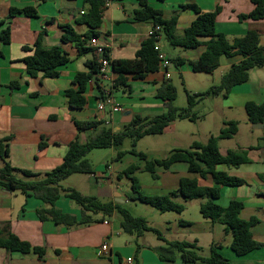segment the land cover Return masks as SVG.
<instances>
[{
  "label": "crops",
  "instance_id": "0c3cea01",
  "mask_svg": "<svg viewBox=\"0 0 264 264\" xmlns=\"http://www.w3.org/2000/svg\"><path fill=\"white\" fill-rule=\"evenodd\" d=\"M147 4L160 10L164 19L177 18L175 25L177 37L182 36L183 31L195 18L194 12L183 10L180 6L195 4L202 12L218 9L215 20L216 32L224 34L229 41L243 36L249 29H254L258 33L259 44L264 45V20L238 19L239 15L248 14L253 9L250 0H147ZM25 8H33L36 16L10 13L11 9ZM138 8L137 0H110L109 6L103 8L101 23L96 29L98 32L96 38L107 49L111 60L133 59L142 41L148 37L147 34L152 29L150 22L133 19V12ZM83 9L82 0H0V32L7 27L9 29V42L3 43L0 40V140L6 139L4 144L7 145V157L3 160L0 156V167L7 162L13 168L28 170L41 177L62 164L71 142L82 144L100 128H110L115 132L121 130L124 123L131 122L135 117L150 119L154 112L162 114L165 108L162 100L156 95V89L161 83L170 80L169 69L178 66L184 73L192 72L189 63L197 60L205 50L204 43L207 39L202 38V44L195 49L173 47L169 44L174 53L170 55L167 51H161L160 35L158 47L169 58L171 64L168 79L164 78L163 71L159 69L145 74L142 78L127 75L129 88L113 89L111 92L121 110L112 112L109 106H106L104 111L100 112L97 110L100 99L97 86L103 83L94 75L86 84L83 93L85 105L81 109H71L65 92L77 88L73 81L74 76L80 72L87 73L86 63L95 58L92 51L78 53L74 43L60 44L61 25H70L83 38V34L89 29L79 22L81 17L79 11ZM39 36L43 48L60 45L61 50L68 56L69 61L57 68L56 77H44L41 73L29 76L26 72L23 59L31 52L24 51V48H32ZM240 60V56H222L219 59V66L206 74L215 76L214 81H219L230 66ZM260 70H264V66L251 69L248 80L233 87L227 96L213 97L210 114L217 133L223 127L224 121L238 123V130L232 138L218 141L221 154L255 147L248 151L250 162L247 164L250 167L247 169H244L247 164L237 168L217 167L218 170L242 179L245 184L236 187L220 186L219 197L214 202L225 207L231 200L240 201L243 208L239 217L246 221L252 217L257 218L258 222L251 228V236L257 243L264 244V180L261 179V176H264V137L256 144L252 140L255 138V129H264V124L262 127L254 128L247 121L246 114L238 117L226 116V112L244 110L246 102L256 104L264 102V71ZM74 120L101 124L95 129L79 132ZM178 121L182 120L171 122L164 131L169 129L172 134H176ZM241 127L245 128L251 139L243 144L239 141L232 143L239 135ZM194 136L193 133L190 134L187 148L180 146L179 138H175L171 146L162 148L158 158H147L163 159L173 150L188 149L193 142H197ZM109 149L112 159L115 151L113 148ZM126 155L125 153L118 161L99 162L95 164V168L92 165V174L68 176L64 179L67 187L84 196L95 197L102 202H113L126 208V205L137 200L134 199L133 192L129 195L128 192L122 191V176L117 175L130 165L138 167L133 174L136 179L139 174L146 172L142 161L132 154L136 160L126 159ZM155 171L157 178L151 177L154 180L151 188L155 192L151 195L143 194V188L138 182L141 194L165 195L178 188L181 178H194L199 186L214 185L211 176L201 178L198 174L189 173L183 162L174 163L168 170L156 168ZM75 175L81 176V184H75V181L70 183L71 176ZM59 185L66 188L62 182ZM77 185H81L82 191ZM174 201L183 205L181 213H161L156 210L158 215H154L153 221L147 220L145 216L140 217L157 229L164 239L194 244L201 257H208L210 247L217 244L219 253L229 264H264V247L243 256H237L231 250L232 236L230 232L225 231L224 225L211 222L200 215L199 206L206 201L205 199L185 201L177 197ZM47 208H49L47 204L32 195L18 191L10 192L0 187V229H6L1 236L10 232L31 247L44 250L43 260H40L33 252L26 254L8 252L0 247V264H128L127 258L132 259L131 264H203L184 262L179 255L171 261L161 260L159 248L164 247V242L149 232L138 237L125 234L120 228L116 214L104 217L100 213L86 212L90 222L81 224L80 207L64 194L56 200L54 208L73 217L75 219L73 225L57 224L49 218L41 220L38 211ZM189 210H196L197 215L194 213L193 216H189L187 214ZM179 220L188 224H179ZM105 243L108 250L101 252L100 247Z\"/></svg>",
  "mask_w": 264,
  "mask_h": 264
},
{
  "label": "trees",
  "instance_id": "16d2710c",
  "mask_svg": "<svg viewBox=\"0 0 264 264\" xmlns=\"http://www.w3.org/2000/svg\"><path fill=\"white\" fill-rule=\"evenodd\" d=\"M139 8L134 10L133 19L135 21L150 22L152 29L160 27L159 31H154L140 44L131 60H111L112 72L114 74L113 89H127V75L133 78H142L147 73H153L158 70L159 60L157 52L154 50L155 43L158 41L156 35L164 36L166 41L173 47L179 46L184 49H195L199 47L205 38V50L195 61L189 63V68L195 73H211L219 66L220 57L240 56L241 60L230 66L224 73L217 85L211 86L207 91L201 93H187V106L176 108L172 105L175 99V89L167 81L161 83L156 89V95L164 104L165 111L150 119H140L135 117L131 122L124 123L123 128L118 131H112L110 128H100L96 133L86 138L84 143L71 142L63 157V162L53 170L38 177L28 170L13 168L5 162L0 167V187L4 190L13 192L18 191L25 195H32L40 199L49 208L38 211L41 220L51 219L57 224L71 226L75 219L69 215L62 214L54 208L56 200L61 194L73 201L81 209V224L90 222L86 212L93 214H102L104 217L116 214L119 218L121 230L127 235L141 236L144 233H152L159 240L164 242V247L159 248V258L165 261L175 259L176 255L188 263L202 262L203 264H229L228 261L219 253V246L213 244L210 247L208 257H201L198 254L194 244L185 241H169L162 237L161 233L150 226L147 221L140 216H133L130 212L119 204L113 202H102L95 197L84 196L73 188L61 187L59 183L73 174H92L93 168L87 155L94 149L113 148L115 156L112 161H118L125 152L121 146L125 138L131 141L132 149L129 154L134 155L143 162V169L148 172L153 179L157 178L156 168L168 170L174 163L183 162L187 166L189 173L198 174L201 178L207 175L211 176L212 187L199 186L194 178H181L178 188L175 191L165 195L145 196L140 192L138 180L133 175L138 167L130 165L124 169L118 177L125 176L131 183V191L135 194L134 199L142 204H146L158 212L181 213L183 205L174 201L181 197L185 201L203 198L206 201L200 204L199 213L202 218L211 222H219L224 225L225 231L230 232L232 241L231 250L237 256H243L255 249L264 247V244L257 243L252 239L251 228L258 222L257 218L252 217L249 220H243L239 213L243 204L238 200H231L227 206L222 207L214 202L220 194V186L236 187L244 185V181L238 177L229 175L226 171L218 170V166L227 168H237L242 164L250 162L248 151L255 147H248L245 150L229 151L223 155L219 151L218 141L232 138L237 130L236 121H224L223 127L216 135H210L205 143L193 142L188 149H176L163 159L149 160L142 152H137L134 147L137 142L146 135H160L164 129L175 120H189L194 122L196 115L191 112V108L207 97L218 95L227 96L233 87L241 85L248 80L249 71L255 67L264 66V45L259 44L257 31L249 29L241 37H235L229 41L224 34L216 32L215 20L218 9L210 12H202L195 4H183L180 6L183 10L194 12L195 18L190 25L183 31L181 37L175 35L176 17L164 19L161 11L150 7L147 0H137ZM105 0H82L83 14L80 15L79 22L85 24L89 29L82 36L74 31L70 25H61L62 35L60 44L74 43L78 53L93 51L88 46V41L97 37L96 29L101 23L103 5ZM253 9L245 15H239L238 19H250L253 21L264 20V0H250ZM23 13L26 16H36L33 8L22 10L11 9L10 13ZM0 40L3 43L9 42L8 27L0 32ZM24 51L31 52L23 59L26 66V72L29 76H36L41 73L44 77L58 76L57 68L66 64L69 59L60 45L51 48H43L40 43V36L35 40L32 48H24ZM104 54L108 56L105 48ZM174 62V61H173ZM88 72H80L74 76V83L77 88L69 89L65 92L68 100V106L71 109H81L86 99L83 93L86 84L98 72V65L94 60L86 63ZM99 97L101 92L97 86ZM247 121L250 124H264V102L259 104L246 102L244 105ZM101 123L94 121H76L74 125L79 132H86L95 129ZM6 139L0 140V156L3 160L7 157ZM264 180V176H261ZM179 224H188L179 220ZM5 228L0 229V247L6 251H16L20 253L33 252L40 260H43L44 250L39 247H31L28 243L19 240L15 235L7 232L1 236ZM137 247H139L137 245Z\"/></svg>",
  "mask_w": 264,
  "mask_h": 264
},
{
  "label": "rangeland",
  "instance_id": "374dc122",
  "mask_svg": "<svg viewBox=\"0 0 264 264\" xmlns=\"http://www.w3.org/2000/svg\"><path fill=\"white\" fill-rule=\"evenodd\" d=\"M128 5H130L128 3ZM127 5V6H128ZM160 45H161V51H167L170 55H174L172 53V48L170 47L169 43L166 41L164 36L160 39ZM170 80L168 81L175 89V99L172 101V105L176 108H184L187 106L186 101V92L187 93H201L207 91L211 86L217 85L219 81H214L215 76L212 77L210 74L206 73H195V72H183V70L178 66H172L170 69ZM264 71V70H260ZM212 99L213 97H207L201 102H199L197 105L193 106L191 108V112L196 115V120L194 122L188 121V120H182L177 122L176 127V134H172L171 130L166 129L162 134L160 135H146L142 137L137 144L135 145L134 149L137 152L144 153L147 157L155 158L160 156V151H162V148H168L171 146L172 142L175 140V138H179L180 146H183L187 148L188 142L190 140L189 136L190 134H194V140L200 143H205L210 135H216L217 131L215 126L213 125V117L210 114V110L212 109ZM159 112L152 113L150 118H153L157 115H160ZM244 115V110H234L226 112V116H240ZM255 138H252L253 141H255V144L257 142L261 141V137H264V129H255ZM251 139V137L248 136V132L245 130V128L241 127L239 135L234 138L232 143L235 142H246V140ZM132 149L131 141L129 138H125L123 141V144L121 146V150L124 151L127 155L125 156L126 159H132L136 160L135 157H133L131 154H129V151ZM115 151V150H114ZM116 152V151H115ZM111 150L109 148L107 149H94L92 150L88 155L87 159L91 163V165L94 166L95 164L99 162H111L110 158ZM248 164L244 166V169H247ZM70 183L75 181V184H81L80 180L82 179L81 176L75 175L71 176ZM122 184L121 188L123 192H128L129 195L132 194L131 191V183L128 178L125 176L121 177ZM140 186L143 188V194L145 195H151L153 192H155L154 189L151 188V185L154 184V180L151 178V176L143 172L138 175L137 178ZM69 181V180H67ZM77 181V182H76ZM62 184L67 187V183L65 180L61 181ZM60 182V183H61ZM79 190L82 191L81 185H77ZM78 192V191H77ZM126 209L130 212L133 216H145L147 220L153 221L154 215H158V212L151 208L150 206L146 204H142L138 201L134 203H129L126 205ZM154 213V214H153ZM194 213L197 215L196 210H189L187 214L189 216H193Z\"/></svg>",
  "mask_w": 264,
  "mask_h": 264
},
{
  "label": "built area",
  "instance_id": "2783aa9c",
  "mask_svg": "<svg viewBox=\"0 0 264 264\" xmlns=\"http://www.w3.org/2000/svg\"><path fill=\"white\" fill-rule=\"evenodd\" d=\"M110 0H105L103 8H107L109 6ZM84 12L81 10L79 14L82 15ZM160 27L156 26L148 32V36H150L154 31H159ZM159 35H156V39L159 40ZM88 46L92 48V52L94 54L95 61L98 65V72L96 74L97 79L103 83V85H99V89L101 92L100 99L98 101L97 110L103 112L106 106H109L112 112H117L121 110L118 104L115 103L114 98L111 94L114 85V74L112 72L111 67V59L106 57L104 54L105 47L100 44L96 37L91 38L88 41ZM154 50L157 52V57L159 60L158 69L163 71V75L165 79L169 78L168 69L170 67L169 58L160 51L158 47V41L155 43ZM101 252H107L108 246L107 244H103L100 247ZM126 262L131 264L132 259L127 258Z\"/></svg>",
  "mask_w": 264,
  "mask_h": 264
},
{
  "label": "water",
  "instance_id": "95a60500",
  "mask_svg": "<svg viewBox=\"0 0 264 264\" xmlns=\"http://www.w3.org/2000/svg\"><path fill=\"white\" fill-rule=\"evenodd\" d=\"M254 128L262 127V124H253Z\"/></svg>",
  "mask_w": 264,
  "mask_h": 264
}]
</instances>
